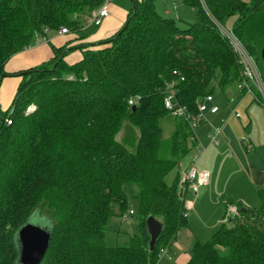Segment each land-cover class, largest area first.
<instances>
[{
  "label": "trees",
  "instance_id": "1",
  "mask_svg": "<svg viewBox=\"0 0 264 264\" xmlns=\"http://www.w3.org/2000/svg\"><path fill=\"white\" fill-rule=\"evenodd\" d=\"M104 1L0 0V84L23 78L13 124L4 123L8 111L0 112V264H17V234L29 220L51 232L41 264H157L160 250L188 225L180 166L194 146L181 118L163 139L161 120L171 115L166 90L176 86L178 102L196 112L206 97L241 83L238 57L220 27L242 43L264 78V0H186L197 9L186 27L161 16L156 0H134L125 26L80 62L64 61L73 49H55L36 69L4 72L47 29L77 30L73 16ZM136 96L133 109L128 101ZM30 105L35 110L26 114ZM127 185L139 203V235L129 246L108 247L116 209H129ZM258 196V208L228 203L238 214L196 243L188 264H264V189ZM149 217L163 224L153 252Z\"/></svg>",
  "mask_w": 264,
  "mask_h": 264
},
{
  "label": "crops",
  "instance_id": "2",
  "mask_svg": "<svg viewBox=\"0 0 264 264\" xmlns=\"http://www.w3.org/2000/svg\"><path fill=\"white\" fill-rule=\"evenodd\" d=\"M121 1L122 3L119 4H116L115 0L110 3L109 16L102 22L100 26L96 27L93 22V17L97 11L96 10L94 13L92 12L90 17H86V19L81 20L80 26L77 30L69 29L68 33L62 34L60 33V30L47 29L44 35L39 36L37 43L34 46L12 56L6 63L4 72L6 74H14L36 69L54 58L55 49H73L65 56L64 61L68 65H74L80 62L83 59L84 52L87 50L99 49L97 47L99 43L112 38L125 26L133 7L134 0ZM179 3H181V5H179ZM156 9L161 16L179 20L180 24L185 27L196 22L197 20V9L190 7L186 3V0H156ZM88 28H94L91 36L84 35L86 34L84 31H86ZM22 79V77H6L3 79L2 83L0 84L1 113L11 110L12 102L22 82ZM219 100L222 101V106L217 104ZM214 103L220 107V113L215 116L207 115V119L210 121V123L215 125H220L221 120L226 119L222 130V146H218L216 148L212 147L213 145L210 144L208 136L211 132V126L207 125L206 121H200V126L197 133L200 143L208 149L206 152H208V154L210 152L207 159L208 161L202 164V168H200L202 170H206L209 173L210 181L216 169L210 167L215 166L225 156V149L223 150V146L228 149H232L235 147V145H237L236 137L234 135L235 132L241 133L245 128L253 148L257 149V147H259L260 149H263L264 147V106L262 104L255 102L251 96L240 92L237 87L228 90L226 94L215 96ZM2 105L4 106V109L1 108ZM233 112L239 114V118L237 119L240 123L242 120V125H239L237 122L229 123L233 116L236 118ZM217 121L219 124L216 123ZM197 146L198 144L194 142L192 153L183 163L182 176L188 169L192 158L195 156L192 154L194 151L198 152ZM190 157L191 159H189ZM210 160H212L211 165ZM263 172L262 175L264 176ZM262 189H264V187L258 189V191ZM199 192H201V190ZM187 195L188 193L186 194L185 200L187 204L191 206L189 211H193L194 216L197 218L199 214L196 211L199 204L195 206L192 200H188ZM222 220L220 224L222 223ZM194 221L195 220L192 218L189 220V216L187 217V227L183 228L178 233L172 246L168 248L169 254H167V256H170V258L167 260L171 262L170 264H188L190 261L193 246L196 243H199L200 240L198 239H200V236L204 235L206 232L205 230L199 232L196 231L194 226L191 224L194 223ZM205 228L210 230L211 226L205 225ZM216 230L212 232L211 238ZM198 234L200 236H198ZM165 257L158 260V263Z\"/></svg>",
  "mask_w": 264,
  "mask_h": 264
},
{
  "label": "rangeland",
  "instance_id": "3",
  "mask_svg": "<svg viewBox=\"0 0 264 264\" xmlns=\"http://www.w3.org/2000/svg\"><path fill=\"white\" fill-rule=\"evenodd\" d=\"M115 3L119 4L122 3V1L115 0ZM179 5H181V3H179ZM91 14L92 11H85L83 13L75 14L73 16V19H77L79 22H81L82 19L90 17ZM227 28L229 29L228 26ZM93 31L94 28H88L86 31H84V33H86L84 35L91 36ZM26 81L29 83L32 81V78H28L26 79ZM232 88H229L228 90ZM217 104L222 106V101L219 100ZM29 107L27 108L26 112H28ZM1 108L4 109V106L2 105ZM33 110L31 109L29 114ZM236 122L239 125H242L243 123L242 120L240 123L239 120L234 116L230 119L229 123ZM175 123L176 120L171 115H168L161 120L163 139L167 140L171 137L174 131ZM216 123H218V121ZM121 135H123V133L118 136L119 139ZM234 135L236 137L237 145H235V147H233L232 149H228L223 146V150L225 149V156L215 166L210 167L216 169L213 173V177L209 185L203 187L198 196H195L189 192L187 195L188 200H192L195 206L199 204L196 211L199 216L196 218L194 216V212L189 211L187 213V217L189 216V220L191 218L195 220L194 223L191 224L194 226L196 231H206L202 236L198 234V236H200V239H198L200 240V244L208 242L211 239L212 232L217 229L224 215L225 217L222 223L229 224L231 222L232 217L228 214V203L244 202L245 205L249 208H258L261 206V202L258 196V189L264 187V176L262 175V172L264 171V147L263 149H260L259 147H257V149H254L245 128L243 129V132H235ZM220 139L222 143V135ZM244 139L248 140V143L243 142L242 140ZM200 145L202 144L200 143ZM247 145H250L252 147V151L248 152L246 148ZM197 154L198 152L194 151L192 155ZM209 154L208 152H205V154L200 157L198 168H202V164L208 161L207 159L209 157ZM189 159H191V157ZM185 160L186 159L183 160L180 166L181 175L183 173V163ZM211 164L212 160H210V165ZM173 176L174 174H171L168 182H171ZM133 189V187L128 185L124 187V191L129 196V209L126 214H124L126 215V217L123 214H119V210L116 209V216L111 220L106 230L105 242L108 247L129 246L132 239L139 235V203L135 198L131 197V190ZM130 211H133L134 214L130 215ZM31 222L32 224L39 225L44 228V226L38 223V221L36 220H31ZM205 225L211 226L210 230L206 229ZM168 258H170V256H166L162 261H160L159 263L157 262V264H170L171 262L167 260Z\"/></svg>",
  "mask_w": 264,
  "mask_h": 264
},
{
  "label": "built area",
  "instance_id": "4",
  "mask_svg": "<svg viewBox=\"0 0 264 264\" xmlns=\"http://www.w3.org/2000/svg\"><path fill=\"white\" fill-rule=\"evenodd\" d=\"M112 1L113 0L104 1V3L97 9V11L95 10L96 12L93 17V22L96 27L100 26L102 22L109 16V5ZM220 30L229 40L241 66L243 80L238 85V90L242 93H245L246 95L251 96L255 102H258L264 106V78L262 72L258 67V64L239 40H237L231 33L226 31L225 29L220 27ZM60 33L66 34L68 33V30L62 28L60 29ZM174 74L177 75V72H174ZM181 81H183V78L181 79ZM177 92L178 90L176 86H172L171 88L166 90L164 97L165 108L174 118H181L188 122V125L192 132L191 141L198 144V154L192 158L188 169L184 172L182 177V183L184 184L182 197L184 199L185 217H187V213L190 210L191 206L188 205L185 200L186 194L188 192H191V194L197 196L199 194V191L203 187L208 186L210 182L209 173L206 170L198 168L200 157L203 156L207 151V147L200 145L197 134L200 121H206L207 125L211 126V132L208 136L210 144L218 147L221 145L220 137L222 135L223 126L226 119H222L220 125H215L208 121L207 115L215 116L220 113V107L214 103V96H208L203 101L199 102L196 108V112H193L190 111L187 106L182 105L178 102L176 96ZM140 99L141 97L139 96L131 97L128 101L129 106L132 108L136 107ZM31 109L35 110V106H30L26 114H29ZM233 113L235 114L236 118H239L238 113ZM12 114L13 110L11 109L8 111L7 117L4 121V123L8 126L13 124ZM243 142L248 143V140L244 139ZM246 148L248 152L252 151V147L250 145H247ZM129 214L133 215L134 212L130 211ZM228 214L231 215L232 218L233 216L237 215V207L232 205L229 206ZM124 216L126 217V215ZM167 254H169V250L167 248L161 249L159 253V260L167 256Z\"/></svg>",
  "mask_w": 264,
  "mask_h": 264
},
{
  "label": "water",
  "instance_id": "5",
  "mask_svg": "<svg viewBox=\"0 0 264 264\" xmlns=\"http://www.w3.org/2000/svg\"><path fill=\"white\" fill-rule=\"evenodd\" d=\"M261 60L264 66V49L261 52ZM136 107H133L135 109ZM163 230V224L154 217L147 219V231L150 236L149 249L154 251L158 238ZM51 240V232L48 228L32 224L29 220L17 234L19 257L17 264H41Z\"/></svg>",
  "mask_w": 264,
  "mask_h": 264
}]
</instances>
